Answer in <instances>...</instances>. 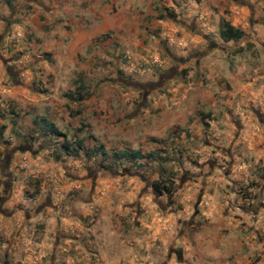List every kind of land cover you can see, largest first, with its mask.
<instances>
[{
	"label": "rangeland",
	"instance_id": "374dc122",
	"mask_svg": "<svg viewBox=\"0 0 264 264\" xmlns=\"http://www.w3.org/2000/svg\"><path fill=\"white\" fill-rule=\"evenodd\" d=\"M249 36L113 69L119 91L89 90L65 137L35 136L3 75L0 264H264V37ZM134 151L154 157L122 159Z\"/></svg>",
	"mask_w": 264,
	"mask_h": 264
},
{
	"label": "crops",
	"instance_id": "0c3cea01",
	"mask_svg": "<svg viewBox=\"0 0 264 264\" xmlns=\"http://www.w3.org/2000/svg\"><path fill=\"white\" fill-rule=\"evenodd\" d=\"M222 21L258 45L264 0H0V78L13 80L15 103L35 136L52 137L44 122L60 132V120L80 119L82 107L98 103L92 91H119L113 69L124 76L122 69L144 73L165 58L204 59L210 43L220 51L232 42L219 36ZM105 99L118 105L119 97Z\"/></svg>",
	"mask_w": 264,
	"mask_h": 264
},
{
	"label": "trees",
	"instance_id": "16d2710c",
	"mask_svg": "<svg viewBox=\"0 0 264 264\" xmlns=\"http://www.w3.org/2000/svg\"><path fill=\"white\" fill-rule=\"evenodd\" d=\"M219 36L224 42L238 41L241 38H243L244 32L242 30L232 26L229 22L222 21L220 23V26H219ZM43 125H44L45 131H48L49 133H51V136H52V137H48L47 139H52V138H56L59 136L65 137L64 135L57 132V130L54 128L53 124H51L49 122H44ZM61 149H63V151L65 152L66 155L74 157L77 155L78 152L84 150V145H83L81 140L75 142L74 145L70 144L68 142V140H63V142L61 144ZM147 157L153 158L154 156H153V154H149ZM141 158H144V156L141 155L137 151H135V152H124L122 154V159L130 160L133 162H137ZM152 188L158 194H163V193L170 194L172 192V185H170V184L169 185H165V184L161 185L159 182H153Z\"/></svg>",
	"mask_w": 264,
	"mask_h": 264
},
{
	"label": "built area",
	"instance_id": "2783aa9c",
	"mask_svg": "<svg viewBox=\"0 0 264 264\" xmlns=\"http://www.w3.org/2000/svg\"><path fill=\"white\" fill-rule=\"evenodd\" d=\"M21 37V33L20 32H14L10 35V39L11 40H15L17 38H20Z\"/></svg>",
	"mask_w": 264,
	"mask_h": 264
}]
</instances>
